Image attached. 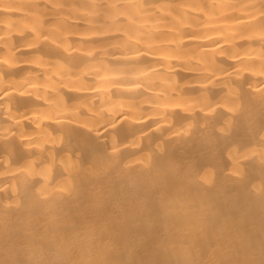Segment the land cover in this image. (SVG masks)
I'll return each mask as SVG.
<instances>
[{"label": "bare ground", "instance_id": "obj_1", "mask_svg": "<svg viewBox=\"0 0 264 264\" xmlns=\"http://www.w3.org/2000/svg\"><path fill=\"white\" fill-rule=\"evenodd\" d=\"M0 264H264V0H0Z\"/></svg>", "mask_w": 264, "mask_h": 264}]
</instances>
